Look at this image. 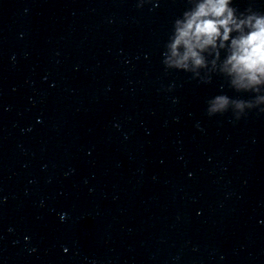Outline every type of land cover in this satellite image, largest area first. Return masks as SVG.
Returning a JSON list of instances; mask_svg holds the SVG:
<instances>
[{"label": "clouds", "instance_id": "obj_1", "mask_svg": "<svg viewBox=\"0 0 264 264\" xmlns=\"http://www.w3.org/2000/svg\"><path fill=\"white\" fill-rule=\"evenodd\" d=\"M189 2L192 6L174 21L164 65L194 78L202 71L218 72L237 92L255 94L251 100L217 95L208 101L210 116L230 108L237 119L249 109L264 112V14L248 9L237 15L232 0Z\"/></svg>", "mask_w": 264, "mask_h": 264}]
</instances>
